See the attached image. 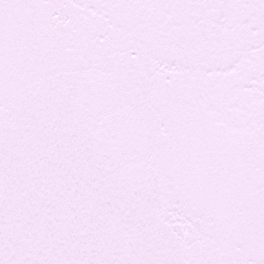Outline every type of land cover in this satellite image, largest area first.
Listing matches in <instances>:
<instances>
[{
    "label": "snow or ice",
    "instance_id": "obj_1",
    "mask_svg": "<svg viewBox=\"0 0 264 264\" xmlns=\"http://www.w3.org/2000/svg\"><path fill=\"white\" fill-rule=\"evenodd\" d=\"M0 264H264V0H0Z\"/></svg>",
    "mask_w": 264,
    "mask_h": 264
}]
</instances>
